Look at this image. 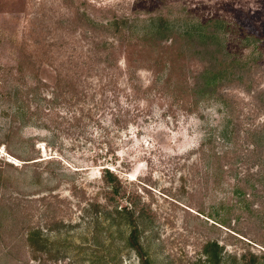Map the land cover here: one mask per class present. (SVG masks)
Segmentation results:
<instances>
[{"label": "rangeland", "instance_id": "374dc122", "mask_svg": "<svg viewBox=\"0 0 264 264\" xmlns=\"http://www.w3.org/2000/svg\"><path fill=\"white\" fill-rule=\"evenodd\" d=\"M101 164L139 193L144 264H209V241L264 253V0H0V264H111L84 210Z\"/></svg>", "mask_w": 264, "mask_h": 264}, {"label": "trees", "instance_id": "16d2710c", "mask_svg": "<svg viewBox=\"0 0 264 264\" xmlns=\"http://www.w3.org/2000/svg\"><path fill=\"white\" fill-rule=\"evenodd\" d=\"M110 44L112 46H115V43L113 41ZM111 53H112L111 51L107 52L106 54L108 55H104V56L108 57L111 55ZM44 61L45 60L43 59L42 61H40V63H42V65H45L43 64ZM120 61L121 60H119L121 69L119 70L121 73L120 74L112 73L110 79H112V82H116L118 78L117 76H120L123 78L124 84H126V80L128 83L130 79V78L127 79L128 67L127 65H123ZM52 65L57 67V70L56 69L55 70L57 72V76H60V85H61V81L63 79H66V75L63 72V67L65 66V62H63V59H60L57 56L56 65L54 64ZM107 68L111 69V66H107ZM128 90H131V88L128 87ZM19 93L20 92H17L15 96L17 102H19L18 97L20 98ZM35 94L36 97H33V100L39 99V97H41V95L38 96L37 93ZM96 96L97 95H95V92L92 93V98H95ZM62 97L64 101L69 102V104L71 105L80 103L78 118L81 117V111L85 112L87 110L90 113L94 112L91 109H86V107L83 104H81L80 101H82V98L80 97V94L78 92H55V91L46 92L44 93L43 99L46 102H49L48 105L50 104V106L52 107V106H56L57 103L62 99ZM100 107L101 106H97L98 111L100 110ZM18 110L24 113H28V114L30 113V117H35L36 115L43 112V110H46L47 112L52 111L51 108L42 106V104H37L36 106H30L29 110L26 111L24 110V106L19 105ZM52 114H57V113L53 111L48 115H52ZM112 115H114V113L111 114L106 113L105 120L109 121ZM115 121L121 122L123 120L120 119L119 117H115ZM119 151L120 150H116L114 152V154L116 153V157L117 155H119ZM57 158L58 156L53 155L49 158H43L42 156H40L26 160L35 163L41 160L57 161ZM60 159L63 158L60 157ZM96 160L98 159L97 158L94 159L93 162L96 163L97 162ZM65 163L67 166L61 169V172L63 174L75 173L74 171H78V170H73V168H70L72 166L67 162ZM101 165H102L101 170H99L100 176L93 178L96 180L97 183L100 184L96 196L92 200V202H87L84 207V210L87 213H89V215H91L92 222H95L96 225V229L94 232L95 233L94 246L97 249H99L100 247L106 248L107 255L113 254V256L110 259H112L111 261H114V264L118 262L116 259L119 258L122 247H126L130 250L135 251L138 257L140 258V260L141 259L143 260V264H144L148 258L145 259V254H143L142 252V250L145 249V243L141 240V198L139 196V193L136 189L130 188V186L134 184L133 180H128V179L124 180L121 178V176L117 174L118 170L116 168H112L107 164H101ZM83 189L86 190L85 188ZM101 191L105 193V197L101 198V194H102ZM126 197L127 199L124 200V198ZM60 222L65 225L68 224L65 219L61 220ZM114 226H116L117 228L116 230H113L112 227ZM104 232H107L109 235V238L107 240L104 239L103 236ZM42 234L43 231L41 230L40 227L37 226L32 228V230L28 235V242L35 249L40 251H46L48 249L47 246L49 242L47 238L42 236ZM56 245L58 246L56 249L60 248L61 246L60 243ZM79 246L85 249L86 244L82 243L79 244L78 247ZM61 251L62 250L58 249V254ZM204 251L206 256L204 261L208 262L209 264H264V253L257 254L256 252H252V253L250 252L249 255L240 254L233 250H230L228 246L224 244H220L219 242H215V241L207 242L204 245ZM58 254H54L52 257L58 259L60 257L58 256ZM103 259L104 258H98L97 260L94 259L92 260V262L93 263L102 262ZM106 261L108 263L113 264V262H111L109 259Z\"/></svg>", "mask_w": 264, "mask_h": 264}]
</instances>
